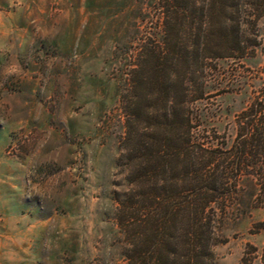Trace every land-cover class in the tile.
Returning <instances> with one entry per match:
<instances>
[{
	"label": "rangeland",
	"instance_id": "1",
	"mask_svg": "<svg viewBox=\"0 0 264 264\" xmlns=\"http://www.w3.org/2000/svg\"><path fill=\"white\" fill-rule=\"evenodd\" d=\"M160 0H0V264H124L115 192L120 95L145 45L163 39ZM252 55L207 58L191 81L200 127L234 135L264 87V17ZM16 64L19 74L6 76ZM243 178L214 245L217 264H262L264 206Z\"/></svg>",
	"mask_w": 264,
	"mask_h": 264
},
{
	"label": "trees",
	"instance_id": "2",
	"mask_svg": "<svg viewBox=\"0 0 264 264\" xmlns=\"http://www.w3.org/2000/svg\"><path fill=\"white\" fill-rule=\"evenodd\" d=\"M163 39L145 45L120 95L124 133L115 192L124 264H217L214 245L243 178L264 206V87L234 114V135L200 127L190 82L207 58L252 55L264 0H160ZM264 229V220L253 231ZM264 264V242L260 253Z\"/></svg>",
	"mask_w": 264,
	"mask_h": 264
},
{
	"label": "clouds",
	"instance_id": "3",
	"mask_svg": "<svg viewBox=\"0 0 264 264\" xmlns=\"http://www.w3.org/2000/svg\"><path fill=\"white\" fill-rule=\"evenodd\" d=\"M2 45H0V49H2ZM19 66L16 64L10 65L5 69L4 75L11 76V75H18L19 74Z\"/></svg>",
	"mask_w": 264,
	"mask_h": 264
}]
</instances>
